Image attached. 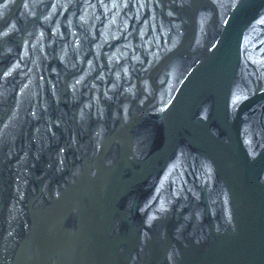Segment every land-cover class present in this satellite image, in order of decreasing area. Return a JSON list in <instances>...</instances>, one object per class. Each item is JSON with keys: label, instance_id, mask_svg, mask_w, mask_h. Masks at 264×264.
<instances>
[{"label": "water", "instance_id": "water-1", "mask_svg": "<svg viewBox=\"0 0 264 264\" xmlns=\"http://www.w3.org/2000/svg\"><path fill=\"white\" fill-rule=\"evenodd\" d=\"M0 264H264V0H0Z\"/></svg>", "mask_w": 264, "mask_h": 264}]
</instances>
